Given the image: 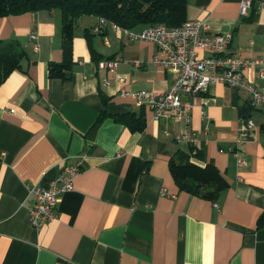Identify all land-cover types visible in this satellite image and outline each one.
Wrapping results in <instances>:
<instances>
[{
  "label": "crops",
  "instance_id": "0c3cea01",
  "mask_svg": "<svg viewBox=\"0 0 264 264\" xmlns=\"http://www.w3.org/2000/svg\"><path fill=\"white\" fill-rule=\"evenodd\" d=\"M241 1L188 0V19L207 20L213 32L232 31L229 51L261 59L246 74L264 89V0H252L246 15ZM97 19L77 20L71 79L63 81L48 74L49 61L64 56L61 11L0 17V40L18 39L29 52L24 68L0 86V264H264V106L244 116L247 94L224 83L183 96L192 104L189 127L209 123L197 145L206 161H193L213 162L230 186L216 199L181 190L169 161L186 150L174 137L186 123L172 114L155 117L122 96L117 82L123 75L122 86L166 91L178 72L153 63L164 56L155 43L129 41L110 25L97 31ZM85 29L101 59L121 58L115 71L97 66ZM142 107V131L116 119ZM103 109L109 116L97 120ZM237 143L244 167L231 151ZM79 161L57 217L32 225L30 185L54 180L65 164Z\"/></svg>",
  "mask_w": 264,
  "mask_h": 264
},
{
  "label": "built area",
  "instance_id": "2783aa9c",
  "mask_svg": "<svg viewBox=\"0 0 264 264\" xmlns=\"http://www.w3.org/2000/svg\"><path fill=\"white\" fill-rule=\"evenodd\" d=\"M251 3L252 0L241 1L242 15H246ZM106 25H110L130 41L155 43L164 56H155L153 63L178 72L166 91L131 89L122 86L125 76L117 77L122 96L131 97L137 105L150 108L155 117L172 114L176 119L186 123V128L174 134L178 142L197 146L201 142L202 134L209 129L208 122L202 130L189 127L192 104L183 99L186 94H202L208 91L211 84L224 83L233 89L245 92L248 102L253 107L264 106V89L260 81L251 79L246 74V69L261 63V59L246 58L231 53L229 44L233 38L232 31L213 32L210 23L204 19H188L174 27L157 23L133 29L123 27L103 16L98 17L94 29L100 31ZM31 38L35 40V49H40L38 36L34 33ZM199 50H204L208 55H200ZM120 61L121 58L118 56L101 59L97 62V66L108 71H115ZM135 63L138 66L142 65L139 59H136ZM105 83L110 84L108 80ZM202 114L205 117L204 111ZM247 123L253 126L251 119H248ZM238 144L232 147L231 151L236 156L238 165L244 167L247 161L240 156ZM80 164V161L75 164H65L56 179L30 185V194L35 199V204L30 211L32 225L40 228L57 217L60 194L73 187L74 178L80 172Z\"/></svg>",
  "mask_w": 264,
  "mask_h": 264
},
{
  "label": "trees",
  "instance_id": "16d2710c",
  "mask_svg": "<svg viewBox=\"0 0 264 264\" xmlns=\"http://www.w3.org/2000/svg\"><path fill=\"white\" fill-rule=\"evenodd\" d=\"M188 0H0V17L9 14H21L42 9H59L62 13V48L61 62L49 61L48 74L51 78L63 81L71 79L73 66V40L79 17L83 15L103 16L123 27L137 28L157 23L168 27L181 25L188 20ZM88 39L92 58L97 62L100 55L91 44L88 29L84 31ZM29 59L28 49L18 39L0 40V86L15 70L23 69ZM248 104V105H247ZM241 106L244 116L251 111L248 102ZM109 116L102 110L98 119ZM116 119L127 124L134 132L144 130L146 126L145 109L140 113H118ZM186 150L177 151L169 161L170 172L181 190L208 199H216L229 186V182L220 169L213 163L205 166L196 160L206 161L203 148L186 143ZM264 224V215L260 218Z\"/></svg>",
  "mask_w": 264,
  "mask_h": 264
},
{
  "label": "rangeland",
  "instance_id": "374dc122",
  "mask_svg": "<svg viewBox=\"0 0 264 264\" xmlns=\"http://www.w3.org/2000/svg\"><path fill=\"white\" fill-rule=\"evenodd\" d=\"M130 41V40H129ZM137 41H140V40H137ZM183 143V142H182Z\"/></svg>",
  "mask_w": 264,
  "mask_h": 264
}]
</instances>
